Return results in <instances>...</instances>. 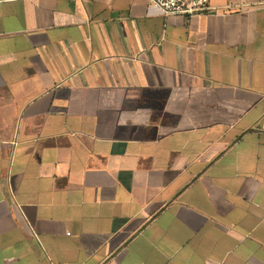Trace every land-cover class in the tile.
Masks as SVG:
<instances>
[{
    "label": "crops",
    "instance_id": "crops-1",
    "mask_svg": "<svg viewBox=\"0 0 264 264\" xmlns=\"http://www.w3.org/2000/svg\"><path fill=\"white\" fill-rule=\"evenodd\" d=\"M0 0V264H264V0Z\"/></svg>",
    "mask_w": 264,
    "mask_h": 264
},
{
    "label": "built area",
    "instance_id": "built-area-1",
    "mask_svg": "<svg viewBox=\"0 0 264 264\" xmlns=\"http://www.w3.org/2000/svg\"><path fill=\"white\" fill-rule=\"evenodd\" d=\"M159 7L165 14L192 15L212 9L211 0H145Z\"/></svg>",
    "mask_w": 264,
    "mask_h": 264
}]
</instances>
